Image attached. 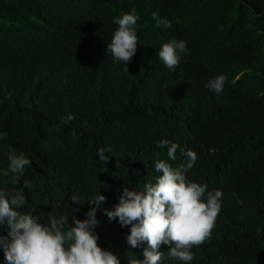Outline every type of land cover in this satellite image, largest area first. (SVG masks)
<instances>
[{"label":"trees","instance_id":"trees-1","mask_svg":"<svg viewBox=\"0 0 264 264\" xmlns=\"http://www.w3.org/2000/svg\"><path fill=\"white\" fill-rule=\"evenodd\" d=\"M133 10L138 46L125 65L106 50L116 17ZM153 12L171 27H157ZM171 40L187 49L172 70L158 56ZM219 75L223 91L205 87ZM162 140L194 151L186 180L223 196L193 260L170 258L162 244L160 264H264V0H0V190L23 194L18 211L72 223L101 192L98 245L120 264L142 260L147 243L131 248L130 226L105 209L125 186L154 184L156 162H184L179 148L169 159ZM11 152L31 161L18 184L2 175Z\"/></svg>","mask_w":264,"mask_h":264},{"label":"clouds","instance_id":"clouds-1","mask_svg":"<svg viewBox=\"0 0 264 264\" xmlns=\"http://www.w3.org/2000/svg\"><path fill=\"white\" fill-rule=\"evenodd\" d=\"M152 16L157 27H171L156 12ZM138 19L134 10L116 17L119 27L106 50L115 61L127 65L135 55L138 46L135 25ZM186 53L185 41L171 40L162 45L158 56L172 70ZM225 79L224 75H219L209 80L205 87L219 93L223 91ZM159 147H167V156L173 161L179 148L184 162L175 169L163 160L156 162L155 170L162 174L154 184H146L143 192L125 186L114 210L105 209L109 220L118 219L121 227L130 226L126 240L131 248H140L147 243L143 259H130L128 264H160L163 253L158 249L162 244L171 246L168 252L170 258L192 261L191 249L211 236L221 209V190L208 191L205 196L207 185L186 180L185 174L193 168L197 154L191 149L180 148L176 143L169 146L167 140H162ZM98 156L105 163L109 159L103 149L98 150ZM8 159V167L2 175L6 177L12 173L11 182L18 184L31 161L15 152H11ZM23 185L31 187L27 180L23 181ZM70 199L72 204H81L75 194ZM105 199L100 192L89 200L87 204L93 207L85 213L86 219H77L72 215V223H69V215H61L45 225L32 213L17 210L25 203L21 192L0 190V225L8 229L7 236L0 235L6 264H120L117 255L98 245V235L94 232L96 210ZM72 211L78 212L79 209Z\"/></svg>","mask_w":264,"mask_h":264}]
</instances>
